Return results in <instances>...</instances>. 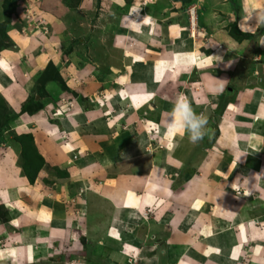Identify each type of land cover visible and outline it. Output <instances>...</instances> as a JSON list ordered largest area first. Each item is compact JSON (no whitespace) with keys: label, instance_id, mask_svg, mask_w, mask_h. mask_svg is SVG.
Listing matches in <instances>:
<instances>
[{"label":"crops","instance_id":"0c3cea01","mask_svg":"<svg viewBox=\"0 0 264 264\" xmlns=\"http://www.w3.org/2000/svg\"><path fill=\"white\" fill-rule=\"evenodd\" d=\"M3 1L0 25L7 18ZM109 2L125 7L116 38L126 42L127 61L113 66L102 99L91 93L99 101L89 110L68 107L64 117L58 105L45 102L38 113H22L39 72L60 65L57 42L75 32L76 5L94 24V0L18 1L0 41V98L17 115L11 130L31 135L48 162L57 151L56 165L71 175L61 188L42 177L30 184L18 165L19 147L0 142V204L9 226L35 232L26 262L56 256L59 264H264V0ZM194 5L197 17L189 12ZM23 18L30 27L15 26ZM102 18L96 17L99 24ZM228 24L252 37L236 40ZM65 70L75 92L83 87L80 77L93 73ZM181 96L201 108L207 132L197 147L181 145L162 161L151 156L150 128L169 132ZM116 109L122 114L115 125ZM99 115L110 124L96 130ZM57 129L68 133V145ZM70 146L91 156L74 161ZM8 228L0 223L1 237L11 238ZM0 252L16 260L10 247Z\"/></svg>","mask_w":264,"mask_h":264},{"label":"rangeland","instance_id":"374dc122","mask_svg":"<svg viewBox=\"0 0 264 264\" xmlns=\"http://www.w3.org/2000/svg\"><path fill=\"white\" fill-rule=\"evenodd\" d=\"M18 1L23 0H4L3 6L7 13V21L9 22V17L12 16V14L15 12V9L18 8ZM25 2V0H24ZM184 3V2H183ZM44 4V0H43ZM126 4H130V0H126ZM80 5H76L77 8L73 10V19L74 21V33L69 32L68 36L65 38L60 39V41L57 42V47L60 50L61 55V62L59 63V66L49 64V66L42 72H39V75L36 77V89L35 93L33 94L32 98L28 100L30 102V107L33 113H38L42 110V107H44L45 102H52L55 103V105H58L59 111L63 112L64 110V117L69 116L66 114V111H68V107L73 109L74 106L79 105L81 109L83 110H89L94 107V105L99 101V99H102L103 97L100 96L101 92H104V89H107L108 86H111V80H113L110 73L113 70V66L116 67V65H121L122 63H126L127 60H125V51L124 53L121 52V47H125L126 42L123 41L121 38H116L117 36H120V32H122L121 29V23L124 18L125 14V7L124 8H115V6H112V4L109 2V0H94V7L93 11L91 12V18L93 17V25H88V16L86 15V11H81ZM188 5V4H187ZM196 7V8H195ZM195 8V17H197V6L194 5V7H190L189 12ZM80 9V10H79ZM79 10V11H78ZM30 12V10L27 12ZM99 15H103L104 18H102V23L99 24L96 20V17ZM108 15V17H107ZM191 15V14H190ZM199 15V12H198ZM20 16V14H19ZM21 17V16H20ZM86 18V20H85ZM29 19L30 18H26ZM25 18H23L22 22L18 20L15 26L18 28H21L24 23L27 24V27H30L29 23L26 21ZM8 22L2 23L0 25V41L2 39H6V33L8 28ZM232 25L234 24H228L227 25V31L230 34V30L232 28ZM92 27V29H91ZM121 29V30H119ZM120 31V32H119ZM124 32V30H123ZM119 40V41H117ZM246 40V39H245ZM243 41V40H242ZM68 44H70L68 46ZM64 47L65 50H64ZM63 51V53H62ZM124 55V56H123ZM68 66L71 67H83L87 68L89 70L92 69V74L88 78H84L83 80L80 77L79 82L83 87L80 91H72L71 88L67 86V82L71 79L70 74L66 72V68ZM97 69V71H95ZM64 72V73H63ZM263 75V74H262ZM69 79V80H67ZM91 83V84H90ZM261 83V82H259ZM91 93L96 94L99 98L96 100L97 102L91 100ZM27 103V102H26ZM92 105H91V104ZM106 103L104 101L101 102L100 106H104ZM194 109L193 111L197 113H201V108H199V111L196 109V107H192ZM223 110V107H220L217 111L218 114L221 113ZM119 111V112H118ZM8 114H13L12 112L8 111V109L0 104V132H2V141L8 144L10 147L11 144L19 147L20 151L18 154V165L22 167H27L32 169V171L37 170L41 166V161L44 165H42V168L40 169L38 173V178L42 177L46 180V184L48 186L52 187H59L61 188L63 182H65L67 185H69L70 177L69 174L70 171L68 169L60 168L58 165H56V161H58L57 157L59 153L56 151L57 155H54V151H51V155L55 158V160L48 162L43 157V151L40 149V146L35 142L34 138V150L33 147H30L31 149L38 153L37 157L35 153L30 152L28 155V159L30 161H27V153H23V146L21 145V141L18 140L17 134L11 130V128L6 125V121L8 122L9 116ZM31 114V113H28ZM122 114V109L120 110H113L111 113V119L112 124H117L118 119H120ZM217 114V115H218ZM105 115V114H104ZM61 118H64L62 115L58 116ZM101 115H99V120L96 121V130L98 125H103L105 123L110 124V118L105 119ZM102 122L100 124L99 121ZM105 121V122H104ZM11 123V122H10ZM217 127V125H215ZM8 127V130H7ZM60 127V126H59ZM209 127V126H208ZM81 128H90L88 131L94 132L95 130L89 126L88 124H82ZM156 126H153L150 128V142L152 145V152L151 156L161 157L160 160L165 161V157L170 154V156H175V151L178 149V147H181V145L185 146V149H190L191 147L187 148L188 146H193V143L190 142L188 139V135L185 131L182 130H163L162 128L155 129ZM60 129V128H59ZM57 129V137L58 139L63 140V143L65 145H68V133H66L65 130L59 131ZM84 131H80L81 133H84ZM65 141V142H64ZM24 143V141L22 142ZM26 144V142H25ZM70 144V143H69ZM199 144V143H198ZM194 147H197V144H194ZM32 146V144H31ZM54 149V148H52ZM68 149V147H67ZM70 149V150H69ZM68 150L69 151H76L74 161H84L85 157L87 159L91 154H87L84 156H80L77 152H79V149H77L74 146H70ZM66 150V149H65ZM68 150H66V153L68 154ZM62 154V152H61ZM194 158H197L199 154L195 153ZM43 160H41V159ZM84 158V159H82ZM203 158L202 156L200 159ZM31 160L33 163L31 164ZM193 161V160H192ZM31 164V165H29ZM165 171L167 175H173L175 170H171L170 167L167 164L164 163ZM189 174H192V170H188ZM23 173V169H22ZM41 174V176H39ZM183 176V173H181ZM186 174V172H184ZM36 180V181H37ZM35 181V182H36ZM11 216L8 213V211L5 209L3 205L0 204V223L8 226L11 238L7 237H1L0 236V251L4 250L6 247H10V249L13 250L16 256V260H10L7 256L1 255L0 252V264H59V261H57V258H52L50 262L47 260L44 261H28L26 262L27 256L30 254V247L35 246L34 240H32L31 234H34L33 229L31 228L28 232H21L18 230H15L13 226H9V222ZM20 232V233H19ZM22 233V234H21ZM23 233L27 234V237L24 238ZM141 233V235H143ZM26 239V241L24 240ZM7 241H11L7 242ZM23 244H20L22 243ZM6 245V246H5ZM37 245V244H36ZM38 247V246H37ZM41 250V249H40ZM50 254L55 255L56 249H50ZM60 254L63 252L59 250ZM64 253V252H63ZM62 255V254H61ZM31 256V255H30Z\"/></svg>","mask_w":264,"mask_h":264},{"label":"clouds","instance_id":"9594fccd","mask_svg":"<svg viewBox=\"0 0 264 264\" xmlns=\"http://www.w3.org/2000/svg\"><path fill=\"white\" fill-rule=\"evenodd\" d=\"M169 128L183 130L193 144L200 142L207 132V118L196 114L190 103L181 96L170 113Z\"/></svg>","mask_w":264,"mask_h":264},{"label":"trees","instance_id":"16d2710c","mask_svg":"<svg viewBox=\"0 0 264 264\" xmlns=\"http://www.w3.org/2000/svg\"><path fill=\"white\" fill-rule=\"evenodd\" d=\"M177 1L184 2V4H190L192 0H177ZM4 11H5V9H4ZM5 13H6V11H5ZM6 15H7V13H6ZM9 21H10V17H9ZM7 22L8 21H7V18H6L4 23H7ZM8 24H9V22H8ZM263 32H264V29L260 30L259 33H263ZM230 35L233 38H235L236 40H238V41H242V40L249 39V38L252 37V35L245 34V33L241 32L238 29L236 24L232 25V28L230 30ZM0 104L4 105L5 107L7 106L5 101L2 98H0ZM30 106H31L30 102H27L26 104H24L23 107H22V113H31V114H33V111L31 110ZM8 115H11V116H9L8 122L6 121V125L5 126L8 125L10 127V122H12L17 117V115H15L14 113L13 114H8ZM7 130H8V127H7ZM0 133L2 134V132H0ZM1 134H0V140L2 139V135ZM17 138H18L19 141H21V145L23 146V153L24 154L27 153V156H26L27 157V161H30L28 159L29 153L32 152V153L36 154V152L33 151L34 150L33 137L31 135H21V136H17ZM23 141H24V143H22ZM25 142H26V144H25ZM31 144H32V146H31ZM27 145H29L31 148L33 147V150L31 149V151H30V147L27 146ZM36 156L40 157V156H38V153L36 154ZM41 160H43V159H41ZM32 161H34V160H31V164L33 163ZM40 163H41V166L37 170H34V171H32V169H30V168L22 167L23 174L28 179L30 184H34L35 181L38 178V173H39L40 169L42 168V165H44L43 164L44 162L42 163V161H41ZM31 164H29V165H31Z\"/></svg>","mask_w":264,"mask_h":264},{"label":"built area","instance_id":"2783aa9c","mask_svg":"<svg viewBox=\"0 0 264 264\" xmlns=\"http://www.w3.org/2000/svg\"><path fill=\"white\" fill-rule=\"evenodd\" d=\"M194 10H195V8H193V9L191 10V14L193 13Z\"/></svg>","mask_w":264,"mask_h":264}]
</instances>
